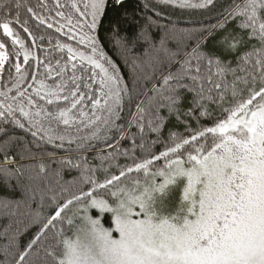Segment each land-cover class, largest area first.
Masks as SVG:
<instances>
[{
  "label": "snow or ice",
  "instance_id": "1",
  "mask_svg": "<svg viewBox=\"0 0 264 264\" xmlns=\"http://www.w3.org/2000/svg\"><path fill=\"white\" fill-rule=\"evenodd\" d=\"M114 2L120 5L123 0ZM159 2L206 8L213 0H201L198 4L191 0ZM22 7L33 20L41 25L46 23L44 17L19 0L15 3V15L10 7L0 3V30L4 37L11 39L13 46H19L23 63L27 65L26 69L22 68L19 59L12 63V54L0 42V74L5 71L6 63L14 68L13 86L18 96L27 101L29 109H36L26 111L25 105L18 101L19 112L29 126L39 130L47 124L49 142L65 140L63 135H53V124L64 125L66 129L76 126L77 131L81 127L92 128L90 135L80 138L83 140L99 139L101 126L107 131L119 128L115 121L120 119L121 94H126L127 88L122 84L117 65L100 49L96 37L88 34L96 31L105 14L106 0H85L83 10L74 0L71 8L79 14L75 21L71 15L66 17L64 12H57L66 23H60L56 31L63 32L68 27L65 34L69 39L79 34V43L86 44L91 54L57 40V48L67 49V60L61 57L54 63L36 57L15 31L13 25L18 24L32 36L27 26L29 20H21ZM56 7H62L60 0H56ZM238 17L236 28L240 31L226 33L218 44L225 51L236 52L240 44L246 43L245 33L248 40L259 42V48L253 45L251 51L237 57L238 62L251 64L249 69L240 68L248 75L236 76V69L229 67L230 61L225 63L214 53L205 55L197 47L192 53L195 65L192 59L184 60L175 71L164 76V87L156 90L157 98H152L150 107H142L144 101L136 105L139 114L136 126L143 134L142 121L147 114V128L159 137L166 121L174 114L179 121L181 88L194 93L192 109L185 115L190 116L199 108L201 116H210L205 102H216L217 98L221 115L211 126L192 128L187 121H180L185 124L186 134L170 133L158 154L151 147L146 149L142 142L139 147L150 155L134 161V166L121 168L119 175L106 176L103 182L95 178L94 172L89 174L92 169L86 157H81L76 164L71 160L62 161L78 169L83 164L81 180L91 187L72 192L63 203L56 204L54 214L46 221L35 222L39 225L38 231L20 253L18 264L24 262L45 232L55 227L57 221L64 220L70 206L76 207L74 215L84 213L80 216L82 223L71 236L63 228L59 229L53 236L55 243L44 248L46 256L51 257L45 264H264V0L236 4L231 18ZM47 27L51 29L53 24L48 23ZM19 55L16 53L17 58ZM176 55L179 53L170 59L169 67ZM77 59L79 64L73 62ZM202 61H207L206 75L201 71ZM41 68L43 72L39 71ZM229 72L233 76L231 83L225 79ZM29 79L34 83H28L27 87L33 92L26 95L27 89H20ZM46 79H51V83H45ZM205 82L209 85L207 94ZM213 90L216 97L212 95ZM229 93L231 100L225 107L223 101ZM0 96L8 99L7 92H0ZM33 96L44 101V105L38 104ZM85 108H90L91 115ZM161 109H166L168 116L162 115ZM15 112L12 104H0V122L7 123L11 118L17 127L24 128L15 118ZM196 119L199 123V118ZM73 142L74 138L69 136L68 143ZM132 143L134 150L135 139ZM156 143L157 140L152 141V145ZM156 161L163 163L157 165ZM133 172L137 173L135 177L130 175ZM100 189L107 190L113 203L96 194ZM7 206L5 203L4 207ZM89 209L111 213L115 228L103 227L100 219L88 215ZM67 224L73 225L71 217L67 218ZM113 231L119 234L118 238L113 237Z\"/></svg>",
  "mask_w": 264,
  "mask_h": 264
},
{
  "label": "trees",
  "instance_id": "2",
  "mask_svg": "<svg viewBox=\"0 0 264 264\" xmlns=\"http://www.w3.org/2000/svg\"><path fill=\"white\" fill-rule=\"evenodd\" d=\"M16 2L17 0H0V3L11 8L13 15L16 12ZM19 2L32 7L38 16L46 20L45 24H39L37 20L31 18L26 8L22 7L19 10L21 20L25 18L29 20L27 26L32 36L24 32L20 25H13L17 34L24 40L25 47L36 57L45 62L52 60L53 63L55 59L61 57L67 60V49L57 48V40L91 54L86 44L79 43V34L75 39H69L65 34L68 33V27H65L63 32L56 31L60 23H66V20L57 16V12H64L66 17L71 15L74 21L79 18V14L71 8L74 0H60L62 7L59 8L56 7V0H19ZM75 2H78L83 10L85 0H75ZM191 2L198 4L201 0H191ZM243 2L244 0H213V3L206 8H193L179 7L178 3L163 4L159 0H123L120 5L115 4L114 0H106L105 14L100 18L96 31L88 33L87 28L84 31L96 37L100 49L117 65L127 92L121 94L123 99L122 108L119 110L120 119L115 121L120 127H113L107 131L101 126L99 139H80L90 135L92 128L81 127L77 131L76 126L66 129L64 125L57 127L53 124L51 126L55 129L53 135H63L65 140L62 142L55 139L49 142L47 124L39 130L31 128L27 119L19 112L18 101L25 105L26 111L36 109H29L27 101L18 96V91L13 86L16 77L14 68L8 63L5 64V71L0 74V92H7L8 99L0 96V104H12L16 108L15 118L25 127H17L12 123L11 118L7 123L0 122L2 129L0 130V264H18L20 253L27 248L38 231L39 225L35 222L46 221L54 214L56 204L63 203L72 192H77L81 188L86 191L91 187L81 180L83 164L78 169L62 161L71 160L72 164H76L80 162L81 157H86L88 166L92 169L89 174L94 172L95 178L103 182L106 176L119 175L121 168L134 166V161L139 162L150 155L148 151L139 147L142 142L146 149L151 147V151L158 154L163 150L170 133H185V124L180 121H187L192 128L201 125L211 126L213 120L221 115L218 98L216 102H205L211 113L210 116H201L199 108H196L192 115H185L189 109H192L191 101L194 93L183 88L179 89L183 96L179 104L180 120L178 121L174 114L166 121L159 137L157 133L147 128V114L142 121L145 131L141 134L136 126L139 115L136 105L144 101L142 107H150L152 98H157L156 90L164 87V76L169 71H175L184 60L192 59V64L195 65L196 60L192 58V53L197 47L205 55L214 53L223 62L230 61L229 67L236 69V76H247L248 72L240 71V68L249 69L251 64H244L242 60L238 62L237 57L251 51L253 45L259 48V42L248 40L245 33L246 43L240 44L236 52L225 51L218 44L226 33L235 34L240 31L236 28L240 18L232 19L231 13L236 4L242 5ZM48 23L53 24L51 29L47 27ZM221 25L224 27L222 28ZM41 36L44 37L43 40L40 39ZM33 37H35L34 41ZM0 42H4L7 51L12 54L10 55L12 63L19 59L21 67L26 69L27 65L23 63V53L19 46H13L11 39L3 36L2 30H0ZM16 53H20L18 58ZM177 53L179 55L175 56V62L169 67L170 59ZM29 60L35 63L32 57ZM73 62L80 63L78 59ZM39 71L43 72V69ZM201 71L207 74V61L201 62ZM248 78L251 79L250 76ZM214 79L219 80V77ZM225 79L231 83L232 74L229 72ZM28 83L34 82L29 79L20 89L21 91L27 89L26 95L33 92L32 88L27 87ZM45 83H51V79H46ZM169 83L175 84V81ZM208 87L205 82L206 94ZM244 94L247 95L246 92ZM212 95L216 97L215 90ZM33 99H36L40 105L45 103L35 96ZM230 100L229 93L223 105L227 107ZM85 111H89L91 115L90 108H85ZM150 111L155 110L150 109ZM161 114L168 116L166 109H161ZM33 131L36 132L35 136L32 135ZM69 136L74 138L73 143H68ZM133 139L136 144L134 150ZM153 140H157L155 145H152ZM107 144H112L113 147H108ZM155 163L162 165L163 161ZM130 175L135 177L137 173L133 172ZM140 175L142 178V174ZM96 194L110 203L113 202L106 189H100ZM5 203L8 205L6 208ZM67 218L66 210L64 220L57 221L55 227L41 236L40 241L33 246L22 264H45L46 261H51V257L46 256L44 248L55 243L53 236L60 228L64 229L66 235H71L72 226L67 224ZM105 222L106 225L109 224L107 217Z\"/></svg>",
  "mask_w": 264,
  "mask_h": 264
},
{
  "label": "rangeland",
  "instance_id": "3",
  "mask_svg": "<svg viewBox=\"0 0 264 264\" xmlns=\"http://www.w3.org/2000/svg\"><path fill=\"white\" fill-rule=\"evenodd\" d=\"M79 51H82V50H79ZM157 179L159 180V178H157ZM112 200H113V198H112ZM67 211H68V217H71L73 219V225H71L72 226V233H73V231L75 230L76 226H78V225H80L82 223V221L80 219V216H83L84 213L81 212L79 215H74V213L76 212V207H74V206H70L69 210H67ZM88 215H91L94 219H100L101 224L105 228H108V229H114L115 228V224L112 222V214L111 213L105 212V213L101 214L97 209H89ZM106 217H107V220H108V223H109L107 225H106V222H105V218ZM134 218H139V217H134ZM72 233H71V235H72ZM113 237L114 238H118L119 234L117 232L113 231Z\"/></svg>",
  "mask_w": 264,
  "mask_h": 264
}]
</instances>
